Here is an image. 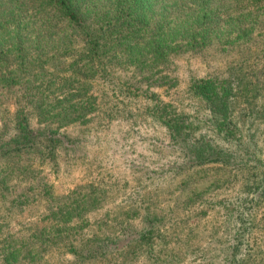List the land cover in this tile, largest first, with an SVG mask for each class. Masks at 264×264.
<instances>
[{
    "label": "rangeland",
    "instance_id": "374dc122",
    "mask_svg": "<svg viewBox=\"0 0 264 264\" xmlns=\"http://www.w3.org/2000/svg\"><path fill=\"white\" fill-rule=\"evenodd\" d=\"M251 14L256 26H247L242 38L213 22V34L205 37L210 42L180 44L147 66L159 64L154 72L137 71L125 59L120 64V55L102 59L106 73L88 76L95 105L88 102L85 118L69 117L57 131L65 148L52 158L40 155L41 149L29 151L23 157L31 163L30 178H9L7 188H22L27 204L3 213L0 234L61 225L48 207L81 186L96 200L66 223L67 234L80 237L82 245L106 240L111 254L96 262L82 259L67 253L69 238L56 237L39 258L18 264H229L232 258L264 264V12ZM69 60L64 64L77 65ZM209 78L236 83L231 115L244 139L256 144L250 146L252 162L190 165L170 147L160 116L207 115L190 85ZM46 81L54 92L63 91L51 78ZM14 100L13 94L0 95V122L14 111ZM207 123L195 121L194 135L207 133Z\"/></svg>",
    "mask_w": 264,
    "mask_h": 264
},
{
    "label": "trees",
    "instance_id": "16d2710c",
    "mask_svg": "<svg viewBox=\"0 0 264 264\" xmlns=\"http://www.w3.org/2000/svg\"><path fill=\"white\" fill-rule=\"evenodd\" d=\"M254 11L264 12V0H0V95L15 97L14 111L4 113L0 122V217L27 204L22 188H7L13 174L27 179L33 172L23 155L41 149L40 155L55 157L66 145L57 131L69 117L85 118L88 102L95 105L88 76L106 73L103 58L120 55V64L125 59L137 71L154 72L159 64L147 66L164 60L176 47L210 42L205 37L213 34V22L225 32L229 29L230 36L235 32L236 39L247 35L246 27L256 26L249 18ZM66 58L77 65H65ZM48 78L63 91L54 92ZM190 89L204 100L208 113L161 115L170 147L190 165L252 162L250 146L256 144L244 139L231 115L236 83L229 78L198 79ZM195 121L208 122V132L194 135ZM41 180L37 178V184ZM81 189L74 188L63 203L48 207L49 216L61 225L37 226L16 236L0 234V264L34 261L56 237L69 238L67 253L93 262L108 259L111 245L106 240L88 239L82 245L80 237L67 234L66 223L80 218L96 200ZM261 193L264 196V189Z\"/></svg>",
    "mask_w": 264,
    "mask_h": 264
}]
</instances>
